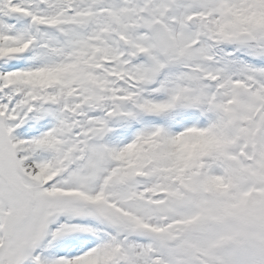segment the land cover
I'll return each mask as SVG.
<instances>
[{
  "label": "snow or ice",
  "instance_id": "1",
  "mask_svg": "<svg viewBox=\"0 0 264 264\" xmlns=\"http://www.w3.org/2000/svg\"><path fill=\"white\" fill-rule=\"evenodd\" d=\"M0 264H264V0H0Z\"/></svg>",
  "mask_w": 264,
  "mask_h": 264
}]
</instances>
